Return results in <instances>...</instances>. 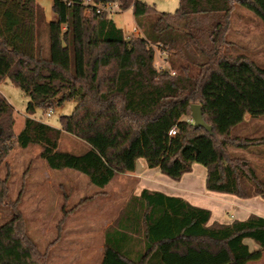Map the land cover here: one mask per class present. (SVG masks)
Returning a JSON list of instances; mask_svg holds the SVG:
<instances>
[{
    "label": "trees",
    "instance_id": "trees-1",
    "mask_svg": "<svg viewBox=\"0 0 264 264\" xmlns=\"http://www.w3.org/2000/svg\"><path fill=\"white\" fill-rule=\"evenodd\" d=\"M116 1L120 11L132 9L141 36L127 38L105 13H86V0H52L49 22L37 0H0V85L8 78L22 90L28 115L77 102L70 116L60 118L59 129L29 116L17 135L14 108L0 93V168L14 141L20 148L39 145L50 169L78 171L100 189L116 175L135 172L142 158L174 181L199 164L207 170L208 191L264 199V135L257 133L264 127V68L225 51L236 5L264 24V0H180L169 13L143 0ZM158 51L166 56L161 68ZM194 104L211 131L194 127ZM173 128L177 133L170 136ZM64 133L89 149L81 155L60 150ZM8 183L0 179V209L10 204ZM141 193L107 229L101 264L263 259V217L211 222L208 208L160 191ZM13 213L0 224V264H43L21 213Z\"/></svg>",
    "mask_w": 264,
    "mask_h": 264
},
{
    "label": "rangeland",
    "instance_id": "rangeland-1",
    "mask_svg": "<svg viewBox=\"0 0 264 264\" xmlns=\"http://www.w3.org/2000/svg\"><path fill=\"white\" fill-rule=\"evenodd\" d=\"M40 1L48 17H51V0ZM143 1L155 5L159 12L165 13L176 11L180 5V0ZM109 17L127 34V38L142 35L141 30L136 27L132 9L111 14ZM134 28L136 32L133 33ZM228 30L226 40L229 43L225 45L227 54L246 55L264 68V24L261 19L252 11L236 5ZM41 43L47 55L48 38L44 36ZM165 57L161 51L157 52L155 64L158 68L167 65ZM0 93L14 108V132L17 135L23 130L29 116L59 129L60 118L70 116L77 105L75 101L56 106L51 109L50 117L46 115L49 110L40 109L35 114L28 115L26 108L29 98L10 79L7 78L1 83ZM259 124L264 126V122ZM257 133L264 135V127ZM10 147L11 151L0 168V179L9 181L10 204L0 209V224L10 220L14 211L21 213L25 234L36 245L43 264H100L103 256L101 245L104 240V226L116 217L139 180L130 175H116L106 188L100 189L78 171L50 169L41 157L42 148L39 145L20 148L12 141ZM59 147L60 150L74 155H81L89 149L85 142L68 133L62 135ZM194 174L198 175L197 171ZM92 197L93 200L83 203L84 199ZM18 199L19 202L15 205ZM78 206L80 207L76 212L66 218V213ZM213 210L217 212L216 207ZM253 210L255 213L264 214L261 206L256 205ZM246 243L251 251L259 248L250 239ZM249 264H264V257L261 261Z\"/></svg>",
    "mask_w": 264,
    "mask_h": 264
},
{
    "label": "crops",
    "instance_id": "crops-1",
    "mask_svg": "<svg viewBox=\"0 0 264 264\" xmlns=\"http://www.w3.org/2000/svg\"><path fill=\"white\" fill-rule=\"evenodd\" d=\"M37 1L38 3H41L40 0ZM51 4L53 5L52 0L50 1V5ZM41 5L43 6L42 3ZM45 13L48 22L51 21L52 16L48 17L46 10ZM135 29L136 28L132 30L133 33ZM248 121H250L249 115L246 116V122ZM195 171H197L198 175L194 174ZM206 174H207L206 168L204 167L201 168L199 164H194L192 167V171L189 172V174H185L182 180L174 181L171 180L169 177L163 175L160 172L159 168L150 169L147 165V162L144 159L142 158L139 159L135 172L125 174V175H130L135 179L139 180L138 182H136L135 190L133 191V193L132 192L129 193V195L126 197V200L123 206L119 209V212L117 213L116 217L108 221L104 226L105 227L104 240L101 245L103 252L105 248L104 242H105V233L107 229L110 228V225L120 216L122 209L125 207L129 199L132 196H140L142 194L141 192L143 189H148L150 191H156V192L160 191L172 197L178 196L197 207H201L205 209L208 208L212 211L211 222L216 221L219 223L230 224L234 220H238V221L245 220L250 215L254 214L255 212L253 209L255 208L256 205L264 208V199L261 197H255L253 199H241L239 197L237 198L236 196L229 194H224V193L219 194L208 191L206 189V178H207ZM91 200H93V197ZM87 202H85L84 204H86ZM80 206L69 210V212L66 213V218H68L73 213H75ZM213 207H216L217 212H214ZM255 214L264 218V214L262 213L256 212Z\"/></svg>",
    "mask_w": 264,
    "mask_h": 264
},
{
    "label": "built area",
    "instance_id": "built-area-1",
    "mask_svg": "<svg viewBox=\"0 0 264 264\" xmlns=\"http://www.w3.org/2000/svg\"><path fill=\"white\" fill-rule=\"evenodd\" d=\"M92 0H86V6H87V11L86 13L90 12L91 10L95 9L98 14H107L108 16L111 14H116L117 12H120L121 10V3L114 0V1H109V2H104L101 4H94ZM136 32V29L134 30ZM51 110H49L46 115L50 117L51 115ZM177 133V129L173 128L172 131L170 132V136L175 135Z\"/></svg>",
    "mask_w": 264,
    "mask_h": 264
},
{
    "label": "water",
    "instance_id": "water-1",
    "mask_svg": "<svg viewBox=\"0 0 264 264\" xmlns=\"http://www.w3.org/2000/svg\"><path fill=\"white\" fill-rule=\"evenodd\" d=\"M192 111V118H193V124L196 128H206L208 131H211L212 128L207 126L204 118H203V111L201 110V106L198 104H194L191 106ZM1 129H0V136H1Z\"/></svg>",
    "mask_w": 264,
    "mask_h": 264
}]
</instances>
